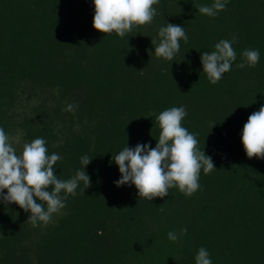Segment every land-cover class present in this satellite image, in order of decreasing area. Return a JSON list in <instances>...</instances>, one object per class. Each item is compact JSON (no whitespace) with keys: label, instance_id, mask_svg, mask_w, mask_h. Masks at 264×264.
Listing matches in <instances>:
<instances>
[{"label":"trees","instance_id":"1","mask_svg":"<svg viewBox=\"0 0 264 264\" xmlns=\"http://www.w3.org/2000/svg\"><path fill=\"white\" fill-rule=\"evenodd\" d=\"M213 2L160 0L150 24L121 38L93 28L92 0H0V127L20 135L18 153L44 138L48 154L62 157L59 179L92 158L91 186L81 181L47 225L33 227L30 212L0 202V264H195L201 246L212 264H264V159L248 158L241 142L248 116L264 105V0H228L215 17L196 9ZM167 23L188 36L173 61L156 57L151 42ZM233 36L237 58L211 84L200 55ZM244 49L259 50L255 67L236 66ZM174 106L186 108L183 126L217 169L201 170L192 196L170 188L149 201L134 185L117 187L112 156L155 147V117ZM182 228L187 234L168 239Z\"/></svg>","mask_w":264,"mask_h":264},{"label":"clouds","instance_id":"2","mask_svg":"<svg viewBox=\"0 0 264 264\" xmlns=\"http://www.w3.org/2000/svg\"><path fill=\"white\" fill-rule=\"evenodd\" d=\"M159 2L92 0V26L105 35L114 33L123 38L134 27L150 24L158 14L154 5ZM227 3L228 0H214L210 6L198 5L196 9L203 15L215 17L226 8ZM158 37V43L151 39L152 45H155L154 54L167 61L174 60L180 50V41L188 40L185 27L175 23L161 26ZM235 42V36L232 40L221 39L215 44V50L201 53L203 72L211 84H217L225 73L231 71L237 58L233 47ZM241 56L244 62L237 64L238 68H244L246 64L255 67L260 60L258 49H244ZM56 93L59 94L58 89ZM77 108L78 105L67 104L64 111L75 113ZM186 116L187 110L183 106L166 108L155 117L160 129L155 147L138 143L135 147L125 146L112 156L121 174L120 179L115 181L117 187L134 185L138 196L149 201L167 196L170 188H177L186 196H192L200 189L201 170L209 174L217 168L212 158L199 148L197 134L183 126ZM241 142L248 158L264 159V105L248 116L242 128ZM14 144H21L20 135L10 136L0 127V202L15 203L25 212H30L26 222H30L33 227L40 223H51L53 215L65 208L67 197L76 195L81 181L84 190L91 186L90 176L84 170L92 159L87 155L80 158L83 168L71 178L62 180L54 168L62 157L57 153L48 154L44 138L37 137L24 142L19 153ZM98 234H102V231ZM185 234L187 228H182L179 235L169 231L167 236L176 242ZM195 264H212L205 247L199 248Z\"/></svg>","mask_w":264,"mask_h":264}]
</instances>
